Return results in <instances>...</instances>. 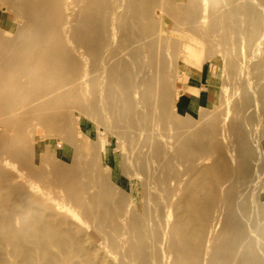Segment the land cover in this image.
I'll return each mask as SVG.
<instances>
[{"label": "rangeland", "instance_id": "1", "mask_svg": "<svg viewBox=\"0 0 264 264\" xmlns=\"http://www.w3.org/2000/svg\"><path fill=\"white\" fill-rule=\"evenodd\" d=\"M100 1L72 0L69 5L68 0H23L15 4L0 0V7L9 10L7 20L20 27L0 44V85L5 83L9 90L16 86L11 94L8 91L5 102L0 100V159L14 161L6 170L15 173V167H20L23 176L32 179L36 191L45 190L55 198L70 195L89 205L88 213L83 209L80 212L87 218L86 225L93 226L91 236L87 234L86 238L97 262L127 264L122 259L124 253L138 245L148 250L153 243L156 258L160 259L161 243L171 230L174 249L168 250V257L160 264H217L220 258L222 264H227L234 258L233 248L240 239L246 240L242 255L252 264H260L263 260L259 253L251 250L255 243L251 228L256 223V218L248 215L251 197L246 196L240 203L237 199L238 192L255 182L256 174L264 178V165L256 167L255 155L247 144L252 141V131L256 135L254 144L264 153V94H257L264 89V68L257 71L250 64L253 58H263L264 62V26L258 23L264 0H216L217 8L224 11L225 23L215 62L231 75L233 97L238 103V111L227 113L223 122L234 129L231 127L229 135L219 141L221 145L215 143L213 162L176 159L173 165L165 162L164 150L156 149L153 138V147L149 140L140 147L139 140L132 138L135 131L127 127L131 120L117 108L120 86L116 89L115 83H109V61L100 64L94 58L91 18ZM112 1L119 15L131 17V0ZM83 7L87 15L81 17ZM157 9L161 10L159 27L160 19L174 23V11L167 4L149 6V20L156 18ZM115 29L113 40L117 41ZM30 83L37 87L33 98L43 95L45 105H49L50 98L60 106L57 115L49 117L47 106L39 103L43 104L40 110L25 119L14 107L21 88ZM248 85L252 86L250 92L246 90ZM0 93L6 96L2 87ZM26 106L27 112L33 101ZM171 120L177 122L174 117ZM27 121L32 123V131H28ZM28 132L34 136V144L27 138ZM56 137L62 141H50ZM63 141L70 147L68 161L64 159ZM110 149L124 170L123 181L116 179L117 172L108 173L109 179H104L108 172L105 166L111 170ZM242 171H246L244 177L232 176ZM129 176L132 179L128 180ZM66 188L72 189L69 195L65 194ZM104 188L111 194L106 196ZM258 208L264 215V198L259 200ZM148 217L153 219L151 223ZM217 220L219 226L213 231L210 226Z\"/></svg>", "mask_w": 264, "mask_h": 264}, {"label": "crops", "instance_id": "2", "mask_svg": "<svg viewBox=\"0 0 264 264\" xmlns=\"http://www.w3.org/2000/svg\"><path fill=\"white\" fill-rule=\"evenodd\" d=\"M130 2L129 19L117 13L119 10L114 8L112 0H101L99 9H93L94 58L100 64L103 60L109 61L106 69L112 71L111 81L116 89L119 85L125 95V108L131 116L127 127L136 131L134 120L138 118L153 124L155 147L164 150L167 164L173 165L176 159L196 162L203 156L207 140L216 143L229 135L233 126L226 125L223 118L227 113L238 111L231 75L222 64L215 62L219 38L224 33V11L217 8L216 0ZM164 4L173 9L174 23L166 19L162 24L160 19L159 27L157 17H161V10L157 9L156 18L149 20V6ZM113 27H116L117 41L113 40ZM42 96L44 102L40 96L33 99V107L27 111L29 115L40 110L43 104L39 103H44L46 108L47 99ZM61 98L65 100L64 93ZM59 107L49 98V117L57 115ZM171 117L177 122H172ZM99 157L103 160L102 152ZM117 160L110 149L111 170L108 166L105 169L117 172L120 182L125 177ZM112 163H118L119 169Z\"/></svg>", "mask_w": 264, "mask_h": 264}, {"label": "bare ground", "instance_id": "3", "mask_svg": "<svg viewBox=\"0 0 264 264\" xmlns=\"http://www.w3.org/2000/svg\"><path fill=\"white\" fill-rule=\"evenodd\" d=\"M22 1L23 0H11L13 4L22 3ZM71 1L72 0H68L67 3L70 5ZM7 2H10V0H7ZM6 13L10 14L9 10H4L0 7V44L4 43V38L6 36L13 33L15 34V31H20V27L15 22L7 20L5 17L7 15ZM37 13H39V11H37ZM83 14L87 15L85 7L81 8V17H83ZM5 19L7 21H4ZM258 23L264 26V11L262 8L258 12ZM229 27H231V25ZM46 28L49 30V23L46 25ZM250 64L253 69L257 71H261L264 68L263 58L257 60L253 58ZM36 66L38 68L40 67L39 64ZM84 70L83 80H86L85 76L87 75V70L86 68ZM109 83H111V85L113 84L111 80ZM5 86V83L0 85V87L4 88L6 93V96L0 93V100H2V102H5L7 99V95H9L8 91L11 94V89L16 87L12 86L9 90V88ZM47 87L49 89V85ZM36 89L37 87L33 83L29 85L25 84L16 98L14 107L20 110L25 119L26 116H29L28 112H26V103L33 101V95H35L34 90ZM246 90L250 92L252 86L248 85ZM262 93L264 94L263 87L258 90L257 94L262 95ZM124 97L125 95L122 93V90L119 89L118 95L116 96L118 100L117 108L121 109L122 111L120 112L124 114L123 117L129 120L131 116L127 114L125 108L127 102L123 100ZM27 124L28 131H32V123L27 121ZM134 124L136 126V131L132 138L139 140L140 147L145 145V140H149L151 147L152 138V143H155L153 137V124L144 123L140 118L135 119ZM29 133L31 132H28L27 138L34 144V136L32 133L29 135ZM46 134L48 136L49 132H46ZM250 138L252 141L247 143L249 152L255 155L256 167L261 168V166L264 165V153L257 144H254L256 135L252 131L250 133ZM86 140H88V138ZM50 141L57 143V141L61 142L62 140L56 137V140L50 139ZM86 143L89 142L87 141ZM217 144L221 145L220 142ZM64 145V159L68 161L70 147L66 142ZM51 148L57 149L54 145H52ZM216 149L215 142L207 140L202 151L203 157H200L198 160H210L213 162L215 160ZM12 165H14L13 160H9L8 158L0 159V264H104L103 261L97 262L96 257H93L92 251L88 245L90 241L86 238L87 234L91 236L93 226L89 227V225H86L87 218H84L80 211L83 209L85 213H88V211H90L89 205L71 198L69 194L72 192V189L70 188H66L65 190L67 191L65 194L69 196L63 195L60 198L49 195L45 190L36 191L32 185V179L23 176L22 168L15 167V173L6 170V168ZM112 166L119 169L118 163H112ZM105 170L107 171V169ZM108 173L110 172H107L106 177H104L105 180H108L111 175ZM245 173L246 171L233 173L232 176L236 175L242 178ZM114 176L117 179V175L114 174ZM255 176V182L247 190L238 192L237 203H240L246 196L251 197L250 212L248 215L250 218H256L255 226L251 228V237L254 238L255 242L251 245V250L259 253L263 260L259 263L264 264V239L261 238V235L264 234V215L259 213L260 209L258 208L259 200L264 198V178L259 174ZM104 194L106 196L110 195L111 191L104 188ZM133 216L139 219V214L134 213ZM167 217L168 219L171 217V210L168 211ZM147 220L149 223L153 221L151 217H148ZM86 226L88 228H86ZM218 226L219 220L215 221L214 224L210 226V229L215 231ZM122 229V226H120L119 231L122 232ZM257 230H259V232ZM172 232L173 231L169 230L165 236V241L161 243L160 249L162 257L160 259L156 258V243H153L152 246L148 247V250L139 245L133 251L128 250L122 255L123 261L127 262V264H160L168 255V250L170 249V251H172L174 249L175 236ZM245 245V239L238 240L233 248L236 254H234L233 259H228L227 264H239V260H244V264H252V262L241 253ZM148 251L149 253H147ZM228 254H230V252H228ZM222 263L223 258L218 259L217 264ZM189 264H195V262L193 261V263ZM203 264H207V261Z\"/></svg>", "mask_w": 264, "mask_h": 264}]
</instances>
